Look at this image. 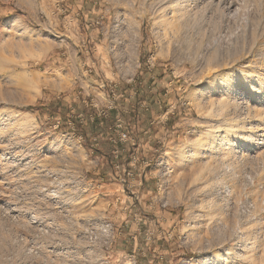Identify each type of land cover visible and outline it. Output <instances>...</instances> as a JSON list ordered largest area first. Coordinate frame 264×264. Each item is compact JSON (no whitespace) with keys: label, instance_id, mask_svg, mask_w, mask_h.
Returning a JSON list of instances; mask_svg holds the SVG:
<instances>
[{"label":"rangeland","instance_id":"374dc122","mask_svg":"<svg viewBox=\"0 0 264 264\" xmlns=\"http://www.w3.org/2000/svg\"><path fill=\"white\" fill-rule=\"evenodd\" d=\"M263 130L264 0H0V264H264Z\"/></svg>","mask_w":264,"mask_h":264},{"label":"bare ground","instance_id":"6f19581e","mask_svg":"<svg viewBox=\"0 0 264 264\" xmlns=\"http://www.w3.org/2000/svg\"><path fill=\"white\" fill-rule=\"evenodd\" d=\"M172 5V4H171ZM179 5V4H178ZM173 8V6L171 7ZM178 9L175 10H171V19H175L176 15L178 14V11H176ZM170 15V14H169ZM223 75V74H222ZM221 75V76H222ZM221 76L217 75L216 77L213 78L212 81L204 84L203 86L200 87V89H198L197 94L194 96V100L196 101L200 98L201 95L205 94L208 90H212L215 86L218 85L217 88H220L219 86V82L221 80ZM253 77V73L249 72L246 73L244 77L240 78L241 82H245L248 79H251ZM38 83V82H37ZM243 86H245L244 84H242ZM222 87V86H221ZM214 88L215 90V95H217L218 93H222L223 97H226L227 100H232L231 97H229V92L228 89H225L224 87H222V91H220L219 89ZM221 101V100H220ZM220 101L218 103H216L218 106H221L222 104L220 103ZM222 102V101H221ZM214 105V104H213ZM216 105V106H217ZM225 106V105H224ZM230 106V105H229ZM212 108V107H211ZM214 108V107H213ZM218 109V108H217ZM225 111V110H224ZM216 112V111H215ZM220 112V111H219ZM226 112V111H225ZM14 113V112H13ZM223 114V113H222ZM221 115V114H220ZM245 115V114H244ZM256 117H259V115H256ZM221 118V116H219V119ZM233 118V117H231ZM261 118V117H260ZM260 118H257V120H255L254 122H258ZM234 119V118H233ZM247 119V118H246ZM263 118H261L262 120ZM237 120V123L233 122L230 120V122L228 121L227 124L225 125L226 128L224 130H214L211 131V134L209 135V141L210 142H203L201 143L200 141L199 144L196 147H198V152L202 153L203 152V156L205 159H210L209 161L206 162V167L208 168V173H213L215 172V170H217L219 167H223L230 156H233L236 153V148L240 145H244V143H246L247 139L243 137V135L241 134V123H239V120ZM252 120V119H251ZM260 120V121H261ZM220 121V120H218ZM223 122V121H222ZM242 122V121H241ZM250 122V121H249ZM259 123V122H258ZM213 127V126H212ZM253 128V127H252ZM214 129V128H213ZM244 129V128H243ZM245 130V129H244ZM264 131V130H263ZM247 133V132H246ZM261 134L260 130L258 129H251L250 131H248L247 135L248 138L252 141L250 142V144L248 145V150L249 151H253L254 149L258 148L260 146L259 144V140L256 139L258 137V135ZM205 135V134H204ZM256 137V138H255ZM203 138V137H202ZM234 142V143H233ZM218 150V151H217ZM255 151V150H254ZM195 152V151H194ZM214 152H217L218 155L217 157H214L216 155H214ZM197 153V151H196ZM197 153V154H199ZM216 154V153H215ZM195 155V154H194ZM193 155V156H194ZM209 155V156H208ZM192 156V157H193ZM196 156V155H195ZM198 157V155H197ZM236 157V156H235ZM232 158V159H235ZM202 160V159H201ZM200 160V162H201ZM231 161V159H230ZM204 162V161H203ZM213 163V164H212ZM230 165V166H229ZM227 168H225V166L223 167L224 169H222L223 171H225V169H228L230 171L229 167L231 166V163L226 165ZM206 167L203 166L202 168H204L206 170ZM204 170V171H205ZM228 170H226L228 172ZM221 171V170H220ZM226 173V172H224ZM223 173V174H224ZM220 175V174H219ZM224 177V175H223ZM220 179V178H219ZM220 183V182H219ZM222 190V189H221ZM219 192V191H218ZM256 225V224H255ZM259 225V224H258ZM257 225V226H258ZM243 236V235H242ZM246 236V235H245ZM243 238V237H242ZM248 238V237H247ZM246 239V238H245ZM250 239V238H249ZM247 240V239H246ZM250 241V240H249ZM245 243V242H244ZM250 243V242H249Z\"/></svg>","mask_w":264,"mask_h":264},{"label":"built area","instance_id":"2783aa9c","mask_svg":"<svg viewBox=\"0 0 264 264\" xmlns=\"http://www.w3.org/2000/svg\"><path fill=\"white\" fill-rule=\"evenodd\" d=\"M127 140H128L127 134L123 133V134L119 135V141L120 142H127Z\"/></svg>","mask_w":264,"mask_h":264}]
</instances>
